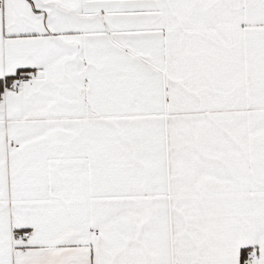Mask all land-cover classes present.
<instances>
[{
	"label": "snow or ice",
	"instance_id": "obj_1",
	"mask_svg": "<svg viewBox=\"0 0 264 264\" xmlns=\"http://www.w3.org/2000/svg\"><path fill=\"white\" fill-rule=\"evenodd\" d=\"M0 264H264V0H0Z\"/></svg>",
	"mask_w": 264,
	"mask_h": 264
}]
</instances>
